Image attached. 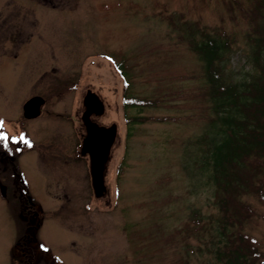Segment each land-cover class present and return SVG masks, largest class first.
Returning <instances> with one entry per match:
<instances>
[{
  "label": "rangeland",
  "instance_id": "1",
  "mask_svg": "<svg viewBox=\"0 0 264 264\" xmlns=\"http://www.w3.org/2000/svg\"><path fill=\"white\" fill-rule=\"evenodd\" d=\"M226 1L0 0V132L9 137L0 149L18 159L17 166L0 161V264H25L27 252L30 264L215 262L207 230H175L194 213L206 223L216 212L195 143L208 127L207 102L181 94L201 82L202 68L180 36L184 24L197 21L231 37L224 69L241 80L251 70L248 31L224 9ZM115 62L129 79L127 91L163 104L123 107L125 80ZM86 91L101 103L86 120L115 126L97 192L89 158L78 156ZM33 96L44 103L23 121L22 105ZM139 113L172 119L127 127L125 116ZM9 168L23 174L18 179L33 198L26 226L6 183ZM243 199L253 209L243 231L255 238L257 264H264V203L251 194Z\"/></svg>",
  "mask_w": 264,
  "mask_h": 264
},
{
  "label": "trees",
  "instance_id": "2",
  "mask_svg": "<svg viewBox=\"0 0 264 264\" xmlns=\"http://www.w3.org/2000/svg\"><path fill=\"white\" fill-rule=\"evenodd\" d=\"M235 12L232 13V9ZM224 9L239 15L247 31L244 38L249 47L251 70L239 81L230 80L225 72L233 39L224 32H206L197 21L184 24L180 38L195 55L202 68V80L183 96L199 97L207 102V130L195 143L200 153V168L208 171L212 184V202L216 212L204 228L198 213L193 214L176 232L207 230L213 264H257L262 253L255 238L243 231L253 209L244 195L251 194L264 203V0H227ZM234 17V16H233ZM231 39V40H230ZM124 75L122 64L114 63ZM124 78L123 107L138 110L163 104L159 97L137 96L127 91L129 79ZM125 123L165 120L171 117L131 114ZM130 134L127 129L126 136ZM123 156L117 165L121 170ZM174 230V231H175ZM213 236V237H212Z\"/></svg>",
  "mask_w": 264,
  "mask_h": 264
},
{
  "label": "water",
  "instance_id": "3",
  "mask_svg": "<svg viewBox=\"0 0 264 264\" xmlns=\"http://www.w3.org/2000/svg\"><path fill=\"white\" fill-rule=\"evenodd\" d=\"M89 101H94L99 107V109L97 111H94V113L98 114L101 112V103L98 97L93 92L86 91L82 101L84 105V110L81 115L83 127L85 130V136H83L81 139L80 153H86L88 155L90 175L93 179L92 185L94 187V191L97 192L96 186L101 184V171L103 169V163L107 159L109 146L114 138L115 126L114 124H111L110 126L104 127L99 126L95 123L93 125L91 124L92 122L86 120L91 112L88 107ZM37 102L38 104L42 102V99L38 96H33L27 99L22 105L23 116L30 117L36 115L39 110V107L36 105ZM91 134H94L97 138L102 141L97 149L96 156L93 146L94 143L91 139ZM82 149H84V151H82ZM94 158L97 159L96 162H94Z\"/></svg>",
  "mask_w": 264,
  "mask_h": 264
},
{
  "label": "flooded vegetation",
  "instance_id": "4",
  "mask_svg": "<svg viewBox=\"0 0 264 264\" xmlns=\"http://www.w3.org/2000/svg\"><path fill=\"white\" fill-rule=\"evenodd\" d=\"M42 102L44 103V99ZM40 104L41 103H39V110H38L37 114L34 116H30V117H23L22 118L23 121H24V119L29 120L32 118H36L40 113ZM88 107L91 111L89 116H91L92 114H96V113H94V111H97L99 109L98 105L94 101H89ZM96 115H98V114H96ZM30 140H32V138ZM32 142H34V144H35L36 140L35 141L32 140ZM80 144L81 143L79 142V144L77 146L80 147ZM43 149H44V146H43ZM76 149H77V147H76ZM38 154L41 156L40 151L38 152ZM80 155H86L87 156L86 153L81 154L79 152L78 156H80ZM3 160H5L9 164V166L10 165H16L17 166V162H18L17 160L18 159L16 157L12 156V153L9 154L5 150L0 149V161H3ZM7 175H9V176L7 177L6 183L8 184L7 186L8 187L10 186L12 189V192L14 195L13 201L17 205V208H18L17 214L24 221L25 226L29 225V222L27 221V219H28V217H30L32 215V212H33L32 206H31V204L33 202V198H32V196L30 197L31 194H29L27 188L25 187V184L22 182L24 180L23 174H21V176H20L19 174L15 173L14 168H11V169L9 168ZM20 177L22 178V181L20 179H18ZM18 183L20 184L19 186H18ZM5 188H6V184H5ZM0 192L2 193L1 197L4 198L6 193H5V189H3V187H1V186H0ZM31 238H29V240H31ZM24 248H25V252H27L28 247H24ZM22 256H24V258L22 259V257H21L20 259L24 260L25 264H28V263L30 264L29 261L33 257V255L31 253L27 252V253H24V255H22ZM27 259H29V260H27Z\"/></svg>",
  "mask_w": 264,
  "mask_h": 264
},
{
  "label": "snow or ice",
  "instance_id": "5",
  "mask_svg": "<svg viewBox=\"0 0 264 264\" xmlns=\"http://www.w3.org/2000/svg\"><path fill=\"white\" fill-rule=\"evenodd\" d=\"M0 128H3V121H0ZM12 139L15 141L16 138H12ZM19 139L24 140V137L21 135ZM8 140H9L8 135L4 132H0V142H2L5 147L7 146ZM25 142L27 143V141Z\"/></svg>",
  "mask_w": 264,
  "mask_h": 264
},
{
  "label": "bare ground",
  "instance_id": "6",
  "mask_svg": "<svg viewBox=\"0 0 264 264\" xmlns=\"http://www.w3.org/2000/svg\"><path fill=\"white\" fill-rule=\"evenodd\" d=\"M93 108V107H92ZM91 139H92V141H93V143H94V152H95V156H96V154H97V149H98V147H99V145H100V143L102 142L99 138H97L94 134H91ZM94 160V162H96L97 161V159H93Z\"/></svg>",
  "mask_w": 264,
  "mask_h": 264
}]
</instances>
